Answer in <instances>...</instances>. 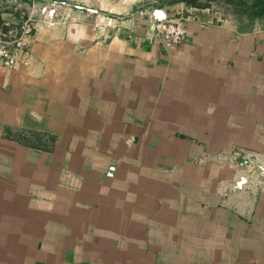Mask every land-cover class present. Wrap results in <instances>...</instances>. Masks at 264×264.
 <instances>
[{
	"label": "crops",
	"instance_id": "1",
	"mask_svg": "<svg viewBox=\"0 0 264 264\" xmlns=\"http://www.w3.org/2000/svg\"><path fill=\"white\" fill-rule=\"evenodd\" d=\"M221 1H170L161 16L183 12L187 34L169 49L148 34L137 41V29L124 38L128 31H122L119 15H111L115 27L40 29L26 61L0 68V132L40 133L35 145L57 155L46 153L38 164H104L124 159L103 150L124 146V131L107 122L125 111L152 115L162 131L152 146L167 148L179 143L168 138L172 128L164 123L170 117L185 131L187 112L228 108L235 99H244L250 110L260 106L264 115V0L258 26L246 16L243 22L232 17L227 25L213 24ZM5 5L0 0V9ZM251 85H260L257 105L247 101L257 88ZM15 146L0 140L9 153ZM81 148L94 150L76 155ZM16 153L0 165L33 163ZM90 155L94 159L87 160ZM21 169L0 172V264H264L262 210L251 221L214 206L199 209L203 214L194 220H173L172 208L179 205L167 202L157 209L147 194L139 198V186L122 172ZM189 227L196 229L193 236ZM188 242L202 250L189 252Z\"/></svg>",
	"mask_w": 264,
	"mask_h": 264
},
{
	"label": "rangeland",
	"instance_id": "2",
	"mask_svg": "<svg viewBox=\"0 0 264 264\" xmlns=\"http://www.w3.org/2000/svg\"><path fill=\"white\" fill-rule=\"evenodd\" d=\"M170 1L173 0H72L80 7L92 9L91 13L85 19L78 17L70 19L65 15H59L60 19L56 24L45 28H68L84 23L91 26L111 24V27H115L113 25L116 23V17L111 15H119V18H123L122 31H128L124 38L129 39L133 33L131 31L137 29L141 31L137 41L142 42L147 34L154 39L153 28L164 18L161 16L163 9ZM203 3L204 1L197 2L198 6ZM259 3L260 0H224L216 3L220 15L213 20V24L227 25L232 17L243 22L242 17L246 16L252 19L253 26H258L256 17L260 11ZM105 13L110 14V18L113 19H107ZM179 16L186 15L182 12ZM98 17L103 20H99ZM119 25L118 22L117 27ZM257 57L260 59V56ZM251 86L257 88L248 95H254L255 98H248L247 101L257 105L259 103L257 99L261 94L260 85ZM244 101L235 99L228 108L221 107L212 111L209 106H205L208 108L203 107L202 113L197 112L195 115H191L195 112H187L185 131L181 130L184 125L174 121L176 116L170 117L171 120L164 123L166 130L172 128L167 134L168 138L179 140V143L173 144L171 148L152 146L162 139L160 127L152 124L154 120L152 115H131L125 111L123 115L108 117L107 123L110 127L118 125L124 131L125 141L123 147L107 148L103 153L118 155V158L122 156L124 159L117 160L113 157L115 159L113 162L104 164H38L37 161H43L41 156H46V153L49 156L57 155V151L54 152L53 149L35 145L41 143L38 141L41 139L40 133L31 130L3 131L0 132V140L13 141L17 147L12 148V153L1 147L0 161L5 159L4 156L15 155L18 154L16 151H20L27 154L33 163L15 165L14 161L7 160L8 163L0 165V172H14L19 170V167H22L21 171H25L26 167L27 170L37 171L38 167L49 172H66L68 168L70 171L89 173L94 170L109 174L122 172L131 179L129 181L133 180L135 188L139 186V198L144 199L146 195L143 194H147L157 209H162L167 202L179 205L172 208L173 220H194L203 214L199 209H211L213 206L233 210L239 216L246 215L244 218L249 221L259 220L262 210L263 219L264 115H261L260 106L250 110L245 107ZM50 135L43 138L51 139ZM66 150L67 154L74 152V149ZM75 150L76 155L78 152L84 155L94 149ZM41 151H45L44 154L41 155ZM28 158L25 157L24 161ZM91 159L94 158L90 155L87 160ZM161 213L163 215V212ZM159 214L157 211L156 216ZM176 229L177 227H173V230ZM195 230L189 227L188 236H193L191 231ZM197 245L188 242V251H201L202 247L196 249Z\"/></svg>",
	"mask_w": 264,
	"mask_h": 264
},
{
	"label": "built area",
	"instance_id": "3",
	"mask_svg": "<svg viewBox=\"0 0 264 264\" xmlns=\"http://www.w3.org/2000/svg\"><path fill=\"white\" fill-rule=\"evenodd\" d=\"M2 1L6 5L0 9V68L5 70L15 69L26 61L31 38L40 29L56 24L59 15L85 19L89 14L88 8L80 7L72 0ZM186 21V16L164 17L153 28L156 40L164 49L177 46L184 40Z\"/></svg>",
	"mask_w": 264,
	"mask_h": 264
}]
</instances>
